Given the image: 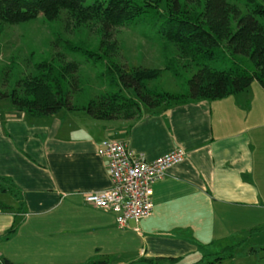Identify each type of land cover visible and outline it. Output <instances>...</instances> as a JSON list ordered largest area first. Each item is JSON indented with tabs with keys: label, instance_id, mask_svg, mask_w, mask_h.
Returning <instances> with one entry per match:
<instances>
[{
	"label": "crops",
	"instance_id": "1",
	"mask_svg": "<svg viewBox=\"0 0 264 264\" xmlns=\"http://www.w3.org/2000/svg\"><path fill=\"white\" fill-rule=\"evenodd\" d=\"M253 93L249 86L223 99L188 101L161 112L142 108L134 121L105 120L92 125V132L73 128L72 135H61L60 115L90 119L80 109L40 116L49 117L48 125L21 127L16 121L26 114L12 107L19 116L6 119L14 126L10 133H0V175L19 187L29 212H0V233L17 224L6 240L19 243L14 257H0L67 264L102 253L125 264L229 246L236 234L264 220V101L254 103ZM106 138L125 142L146 160L185 151L180 163L151 184V213L123 229L111 211L84 199L109 187L108 160L97 152Z\"/></svg>",
	"mask_w": 264,
	"mask_h": 264
},
{
	"label": "trees",
	"instance_id": "2",
	"mask_svg": "<svg viewBox=\"0 0 264 264\" xmlns=\"http://www.w3.org/2000/svg\"><path fill=\"white\" fill-rule=\"evenodd\" d=\"M190 1L193 0H0V24L19 23L38 15L52 20L63 10L78 22L96 21L109 37L115 27L141 20L159 42L177 45L180 57L195 67L184 78L167 54L163 67L120 66L112 59L105 40L99 42L97 49L65 41L66 50L71 54L81 51L85 61L55 63L46 58L37 61L33 63L34 72L18 78L9 91L0 90V98H9L13 108L29 117L80 109L98 120L134 121L142 108L156 113L188 101L219 100L247 89L254 81L264 88V3L244 0L246 10L242 12L235 3L239 0H203L202 6L195 10L188 8ZM245 57L248 63L242 62ZM98 61L103 66L100 75L108 90L88 97L80 107L74 106L72 95L79 89L78 67L83 62ZM164 70L183 78L187 89L168 92L148 86V81L158 79ZM23 205L19 187L11 178L0 175V212L20 213ZM16 228L17 224H12L0 233V239H9ZM231 247L206 252L190 263L179 255H161L140 257L125 264H218L234 256V252L227 253ZM0 264L22 263L0 257ZM67 264L115 262L98 253Z\"/></svg>",
	"mask_w": 264,
	"mask_h": 264
},
{
	"label": "rangeland",
	"instance_id": "3",
	"mask_svg": "<svg viewBox=\"0 0 264 264\" xmlns=\"http://www.w3.org/2000/svg\"><path fill=\"white\" fill-rule=\"evenodd\" d=\"M181 1L184 2V0ZM202 1L193 0L187 3V6L189 9L195 10L200 5L202 6ZM258 1L264 3V0ZM235 3L242 12L246 10L244 0ZM101 40H105V44H103L107 45L106 48L111 51L112 59L120 66L163 67L166 63L165 54H167L184 78L195 70L192 63H188L180 57L177 45L164 41L159 42L149 30L148 24L141 20L115 27L109 37H106L96 21L78 22L62 10L52 20L38 15L19 23L0 24V90L9 91L15 86L18 78L27 73H33V63L42 59L54 60L55 63L67 62L72 59L85 61L81 51L77 50L75 54L69 53V50H66L65 41L97 49ZM240 57L238 56V58ZM242 62L248 63L246 57L242 58ZM101 70H103V66L100 61L95 64L81 63L76 72L79 89L72 95L74 106L80 107L88 97L98 96L108 90L107 82L100 75ZM147 84L168 92L187 89L184 79L176 78L169 70H164L158 79L150 80ZM254 86L258 87V90ZM250 88L254 92L252 101L254 103L263 102L264 89L256 81L252 82ZM12 110L10 99L0 98V133H10L8 132L9 127H14L13 125L8 127L6 124L8 117L19 116V113H12ZM60 116L63 122L61 135H72L73 128H76L74 131L77 133H83L85 130L92 132V125L99 126L105 122V120L94 119L87 115L85 116L90 119L84 121L73 113H65ZM48 119L49 117L25 115L24 119L16 121V125L20 124L21 127H30L35 124L48 125L50 122ZM64 127L66 128L64 129ZM23 201V210L29 212L27 200ZM11 203L14 204L13 201ZM14 241L10 239V242H7V240L0 239V252L14 257L19 244ZM230 243L229 246L232 247L227 250V253L234 252V256L223 259L218 264H264V220L254 225L253 229L236 234L233 242ZM222 250L223 248L214 251ZM199 256L190 254L184 258V261L190 263L198 259ZM19 259L26 261V264H31L25 255ZM13 261L19 263L20 260Z\"/></svg>",
	"mask_w": 264,
	"mask_h": 264
},
{
	"label": "built area",
	"instance_id": "4",
	"mask_svg": "<svg viewBox=\"0 0 264 264\" xmlns=\"http://www.w3.org/2000/svg\"><path fill=\"white\" fill-rule=\"evenodd\" d=\"M97 152L108 160L110 184L101 191L85 193L84 199L97 208L111 211L119 229L151 213V184L185 157V151L177 148L153 160H146L125 142L110 138L100 142Z\"/></svg>",
	"mask_w": 264,
	"mask_h": 264
}]
</instances>
